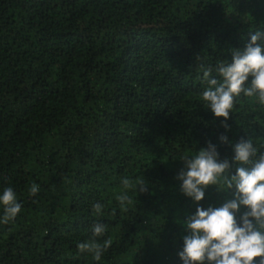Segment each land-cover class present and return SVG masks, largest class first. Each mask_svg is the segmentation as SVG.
<instances>
[{
  "label": "trees",
  "instance_id": "16d2710c",
  "mask_svg": "<svg viewBox=\"0 0 264 264\" xmlns=\"http://www.w3.org/2000/svg\"><path fill=\"white\" fill-rule=\"evenodd\" d=\"M256 30L264 0H0V194L22 205L0 222V264H182L188 218L232 198L183 195L182 160L209 143L230 162L241 140L264 151L256 98L227 129L201 100L203 71ZM125 178L148 189L122 211ZM97 222L112 241L100 261L77 249Z\"/></svg>",
  "mask_w": 264,
  "mask_h": 264
},
{
  "label": "clouds",
  "instance_id": "9594fccd",
  "mask_svg": "<svg viewBox=\"0 0 264 264\" xmlns=\"http://www.w3.org/2000/svg\"><path fill=\"white\" fill-rule=\"evenodd\" d=\"M203 80L207 88L201 100L215 118L223 121L225 129L241 96L254 97L264 105V30L250 32L245 48L232 50L231 63L221 61L215 75L212 68L205 69ZM219 139L228 143L224 135ZM233 152L231 162L220 160L216 147L209 143L207 148L182 160L184 168L177 179L182 181L181 192L186 197L199 203L210 187L232 193V198L220 207H197L185 222L187 235L178 253L182 264H264V151L248 139L235 143ZM233 167L235 174L230 175ZM121 184L123 191L116 199L121 210L126 211L132 204L128 190L135 187L136 192L143 193L148 186L143 178L135 185L125 178ZM39 191L35 183L29 188L32 196ZM92 207L96 216L103 215L104 205L96 203ZM0 208L3 209L0 222L5 224L14 221L21 212L22 205L12 187H5L0 194ZM107 230V225L95 223L91 238L78 243V253L90 254L93 260L100 261L112 244L110 238L100 242Z\"/></svg>",
  "mask_w": 264,
  "mask_h": 264
}]
</instances>
